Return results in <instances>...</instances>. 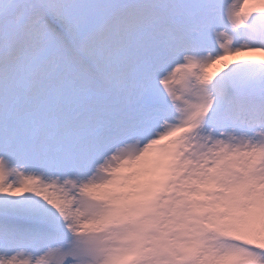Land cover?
Wrapping results in <instances>:
<instances>
[{"label": "snow or ice", "instance_id": "obj_1", "mask_svg": "<svg viewBox=\"0 0 264 264\" xmlns=\"http://www.w3.org/2000/svg\"><path fill=\"white\" fill-rule=\"evenodd\" d=\"M0 264H264V0H0Z\"/></svg>", "mask_w": 264, "mask_h": 264}]
</instances>
